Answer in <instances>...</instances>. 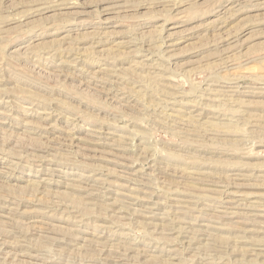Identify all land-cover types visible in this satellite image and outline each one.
Here are the masks:
<instances>
[{
	"label": "rangeland",
	"instance_id": "374dc122",
	"mask_svg": "<svg viewBox=\"0 0 264 264\" xmlns=\"http://www.w3.org/2000/svg\"><path fill=\"white\" fill-rule=\"evenodd\" d=\"M0 264H264V1L0 0Z\"/></svg>",
	"mask_w": 264,
	"mask_h": 264
},
{
	"label": "bare ground",
	"instance_id": "6f19581e",
	"mask_svg": "<svg viewBox=\"0 0 264 264\" xmlns=\"http://www.w3.org/2000/svg\"><path fill=\"white\" fill-rule=\"evenodd\" d=\"M263 1H264V0H263ZM258 2H259V1H258ZM171 42H172V41H171ZM125 79H126V78H125ZM113 147H114V146H113ZM188 175H189V174H188ZM192 175H193V174H192ZM204 175H205V174H204ZM185 176H186V175H185ZM190 177L192 178V176H190ZM190 177H188V178H190ZM196 177H198V176L196 175L195 178H196ZM199 177H201V176H199ZM208 177H209V176H208ZM202 178H203V177H202ZM199 179L202 180L201 178H199ZM205 179H206V178H205ZM205 179H203V180H205ZM207 179H208V178H207ZM208 180H209V179H208ZM193 181H194V180H191L190 183H194ZM195 181H196V180H195ZM197 181H198V180H197ZM197 181H196V182H197ZM188 183H189V181H188ZM190 183H189V185H190ZM202 183H203V182H202ZM207 183H208V182H207Z\"/></svg>",
	"mask_w": 264,
	"mask_h": 264
}]
</instances>
